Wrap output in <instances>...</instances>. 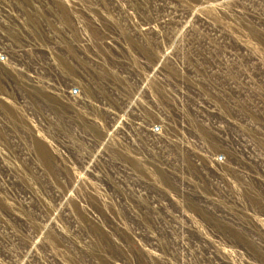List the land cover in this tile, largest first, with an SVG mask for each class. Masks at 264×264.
I'll list each match as a JSON object with an SVG mask.
<instances>
[{"label":"rangeland","instance_id":"1","mask_svg":"<svg viewBox=\"0 0 264 264\" xmlns=\"http://www.w3.org/2000/svg\"><path fill=\"white\" fill-rule=\"evenodd\" d=\"M0 264H264V0H0Z\"/></svg>","mask_w":264,"mask_h":264}]
</instances>
